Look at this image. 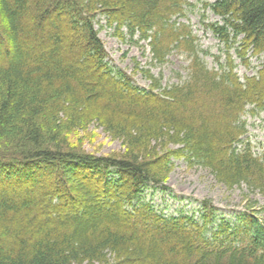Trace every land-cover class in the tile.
Wrapping results in <instances>:
<instances>
[{"label": "trees", "instance_id": "trees-1", "mask_svg": "<svg viewBox=\"0 0 264 264\" xmlns=\"http://www.w3.org/2000/svg\"><path fill=\"white\" fill-rule=\"evenodd\" d=\"M180 3L0 0V264H264V223L253 208L235 221L208 208L197 221L142 204L147 187H166L172 158L182 156L229 187L264 194V165L248 144L233 146L246 105L264 109V70L241 82L229 60L217 72L192 53L188 81L161 96L149 70L145 90L106 60L96 12L117 33L150 40L163 60L161 40L183 37L171 22ZM211 8L223 17L210 26L224 43L243 36L238 49L264 53V0ZM86 122L122 139L128 154L67 149V129ZM160 143L181 147L158 157Z\"/></svg>", "mask_w": 264, "mask_h": 264}, {"label": "rangeland", "instance_id": "rangeland-1", "mask_svg": "<svg viewBox=\"0 0 264 264\" xmlns=\"http://www.w3.org/2000/svg\"><path fill=\"white\" fill-rule=\"evenodd\" d=\"M214 1H182L180 11L172 17L171 22L179 28L174 32L183 37L179 36L177 42L176 36H168L161 40L166 53L163 60L155 59L149 40L138 41V35L130 38L126 28H123L124 37H122L123 34L115 31L102 12H96L97 15L94 13L96 15L94 26L111 66L125 71L137 85L145 89L150 88V84L156 79L159 80L162 91H165V88L184 85L192 72L194 62L192 53L198 55L197 57L208 69L217 72L229 60L234 63V73L240 81L246 77H258L259 72L264 70V54L260 53L256 56V53L250 50L238 49L243 36H239L236 42L224 44L221 37L212 31L210 25L223 24L222 18L207 8L208 4ZM153 41L157 46L159 45L157 40L153 39ZM238 50L246 57L245 59L238 57ZM146 70L153 75V80L146 78ZM217 108H222L220 103ZM247 108L248 111L241 116V120L246 124L244 127L246 133L242 137L237 135V138L243 140L241 144L249 143L255 155L264 160V109L252 104ZM60 117L63 118V115L61 114ZM83 124L81 127L73 126L70 130L65 128L68 130L64 137V145L67 149L114 158L128 154L122 139L113 137L96 122ZM164 145L165 143L158 145L160 147L158 157L181 147L168 144L164 150ZM238 146L241 147L240 144ZM183 159L182 156L180 160L174 161L175 166L166 172L167 175H164L162 182L177 197L188 198L190 206H196L198 201H209L218 209V214L228 217L235 210L253 208L259 213L263 210L264 195L258 189L246 183L229 187L219 182L207 166L199 164L190 166ZM260 216L264 217V213Z\"/></svg>", "mask_w": 264, "mask_h": 264}, {"label": "bare ground", "instance_id": "bare-ground-1", "mask_svg": "<svg viewBox=\"0 0 264 264\" xmlns=\"http://www.w3.org/2000/svg\"><path fill=\"white\" fill-rule=\"evenodd\" d=\"M182 1L183 0H181V3H180V5L182 4ZM219 16V15H218ZM219 17H221L222 18V20H223V17L222 16H219ZM223 24H224V20H223ZM223 24H221V25H223Z\"/></svg>", "mask_w": 264, "mask_h": 264}]
</instances>
